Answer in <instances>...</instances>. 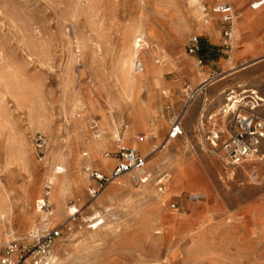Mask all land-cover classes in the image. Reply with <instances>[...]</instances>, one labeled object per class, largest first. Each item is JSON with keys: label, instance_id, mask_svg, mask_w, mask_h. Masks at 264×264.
Segmentation results:
<instances>
[{"label": "rangeland", "instance_id": "374dc122", "mask_svg": "<svg viewBox=\"0 0 264 264\" xmlns=\"http://www.w3.org/2000/svg\"><path fill=\"white\" fill-rule=\"evenodd\" d=\"M225 2L233 6L236 28L233 0H0V263L8 234L27 242L38 223L36 201L56 160L85 181L59 209L50 200L53 226L72 228L54 246L56 264H264V141L250 161L231 168L209 152L212 135L234 116L221 109L228 90L216 104L205 102V92L187 99L193 70L206 60L199 63L205 32L220 34L219 48L231 50L223 45V15L216 8ZM132 29L150 47L144 44L137 60L157 62L165 83L151 101L148 84L128 99L116 87V63ZM194 37L200 50L191 54ZM212 74L214 82L221 78ZM136 111L147 124L135 127V139H125L134 124L128 116ZM256 111L264 119V106ZM175 121L183 133L172 139ZM97 135L109 141L101 157L114 159L106 171L94 162L76 163ZM134 143L152 151L145 165L150 181L123 176L93 197L97 182L90 172L109 174L119 146ZM196 193L204 199L194 200ZM72 202L80 210L74 221ZM106 208L99 228L87 229L95 211Z\"/></svg>", "mask_w": 264, "mask_h": 264}, {"label": "built area", "instance_id": "2783aa9c", "mask_svg": "<svg viewBox=\"0 0 264 264\" xmlns=\"http://www.w3.org/2000/svg\"><path fill=\"white\" fill-rule=\"evenodd\" d=\"M263 5L264 0H259L251 6L253 9H257ZM216 8L217 11L223 15V45L227 49H231L232 42L235 39V15L233 6L229 2H225L218 4ZM199 50V40L194 37L190 41L189 52L191 54H196ZM202 62V59H199V63ZM142 67L143 64L141 61L137 60L135 64L136 70L140 71ZM215 77V75L211 74V76L198 88L188 93L187 99L189 101L194 100L198 93H204L206 86L211 83ZM231 94V103L235 101L244 102L243 98L241 99L239 96H235L234 93ZM251 100L252 102L246 101L248 111H246L245 114L240 112L241 108H244L243 106L229 114L234 115L232 116L229 127L225 128L226 130L214 133L210 140L209 152L212 155L222 156V160L226 165L234 169L250 161L251 159H249V157L259 152L261 144L264 141V119L260 117L256 111L258 108L257 105H259L258 101L254 99ZM241 105L244 104L241 103ZM182 133L183 131L180 123L175 121L169 133L170 138L174 139ZM223 133L226 134L224 137H222ZM115 154L116 164L109 174H102L95 170L90 172V176L97 182V187L90 190V194L93 197H96L109 183L125 175L129 176L136 184H144L149 180V176L145 169L147 158L142 155L138 149L132 146H119ZM87 171H90V169H87ZM52 188L53 182L47 180L43 186L40 198L36 201L38 212L46 216H51L53 214V208L50 202ZM193 197L194 200H202L205 196L201 193H196ZM71 204L72 206L69 208V218L71 221H74L80 210L75 202ZM171 208L178 209V206L173 203ZM65 229L66 230H64L63 224L51 228L41 226L34 227L27 234V242H21V239L15 237L13 233H9L8 236L10 239L0 264H49L53 246L56 244L57 240L63 238L66 231H71L72 228L66 225Z\"/></svg>", "mask_w": 264, "mask_h": 264}, {"label": "crops", "instance_id": "0c3cea01", "mask_svg": "<svg viewBox=\"0 0 264 264\" xmlns=\"http://www.w3.org/2000/svg\"><path fill=\"white\" fill-rule=\"evenodd\" d=\"M233 1L237 2L235 9L238 16L236 36L231 50L219 48L222 45L220 34L205 32L202 46L204 55L201 59L203 61L205 57L206 60L200 70H193L194 89L206 81L213 71L221 74V78L212 81L210 87L206 86L205 102L208 99L215 104L221 102L223 94L228 90L227 95L232 96L231 91L234 92L235 96L243 98L245 105H247L246 101L252 102L251 99H254L258 101V107L264 106L262 101L264 99V5L253 9L251 5L259 0ZM224 52L229 55H224ZM227 95L225 105L229 101ZM241 103L242 101H239L237 104L238 109L242 106ZM221 109L225 113V108ZM213 117L210 115L207 120H213Z\"/></svg>", "mask_w": 264, "mask_h": 264}, {"label": "bare ground", "instance_id": "6f19581e", "mask_svg": "<svg viewBox=\"0 0 264 264\" xmlns=\"http://www.w3.org/2000/svg\"><path fill=\"white\" fill-rule=\"evenodd\" d=\"M143 36H144L143 33L139 29H134V30L132 29L124 36V42L122 44L123 48L121 50V55H120V57L116 63L115 73H116L117 78L115 76L114 77L119 81L118 82L119 85H116V87H118L119 92L126 99L132 97L133 93L136 94V97L138 94H141V93H139V88H138L139 84H145V85L148 84L147 96H148V99L151 101V97L153 94H156V97H157V95L159 93H161L162 86L165 83H162V81H160V78H159L160 72H159V69L156 65L157 62L147 61V63H145L143 65L142 70H140V71H137L135 68V60L140 58L139 55L142 52V50L144 49V44L146 45L147 48H150L148 42L143 41V43H144L143 45L140 43L143 40L142 39ZM234 36H236V28L235 27H234ZM137 73H139V74H137ZM141 88H143V87H140V90H141ZM231 93H234V92H231ZM228 95H230V94H228ZM229 97L230 98H228V100H230V101H228L227 104L224 106V108H226V109H224L225 114H229L230 112L231 113L235 112L238 109L237 104H239V101H235L234 103H231V100H232L231 97L232 96H229ZM262 101H264V99ZM141 106H143V103ZM128 117H129V120H132L134 124H131V127L127 126V129L125 132V139H135V137H134L135 127L144 126L143 124L145 123V115H143L142 112L138 113L136 111V112H131V114ZM145 124H147V123H145ZM103 125L106 126L107 125L106 122H104ZM112 131H114L113 135L116 134V136H118L117 135L118 131H116L115 127L112 128ZM118 141L119 142L122 141L120 137L116 142H118ZM168 143H169V141H168ZM108 144H109V141L105 135L91 136L89 138L88 142L86 143L88 148L86 149V151L84 153L78 155V157L76 158V163L81 164L82 162H87V163L94 162L97 164V167L100 170H104V171L108 170L111 167L112 163L114 162V159L101 157V150L104 147H106ZM134 146H135V148L139 149L142 152V154L146 157L148 155H150L152 152V151L147 150V148L145 146L139 147L135 143H134ZM49 168H50V171L48 172V174L50 175V176H48L50 178L49 180L51 182H53V185H55V186H53L55 189L52 191L53 193H52L50 200L54 201V203H56L57 208L59 209V207L63 204L65 197L72 191V187L75 186L77 190H80L81 187L83 188L85 181H84L83 175L81 177L80 176L75 177V178L71 177V175L67 173L66 168L59 165L56 160L54 162H52V165ZM147 174L149 176V180L146 183H148L150 181V177L152 176L151 173L147 172ZM125 176H127V175H125ZM146 183H144V184H146ZM147 190H149V189H147ZM34 194H35V192H34ZM108 210L109 209L106 208V210L103 213H101L99 211H95L94 215L96 217L98 216L99 218L98 217L97 218L91 217L93 223L91 226H87V229L92 227V228H94L93 230L95 231L97 228H99L98 226H100L103 222L101 220L102 216H103L102 214L108 212ZM54 212L55 211L53 210V217L52 216H46L45 214L38 212L39 221L37 224H35L34 227L41 226V227L48 228V227L53 226V223H56V221H57L55 218ZM56 215H57V218L61 217V216H59V213ZM35 216H36L35 213L28 215L27 216L28 222L32 223L33 221H35ZM90 216H91V214H90ZM51 217L53 219H51ZM79 232H81V231H79ZM79 234H81V233H79ZM54 246H53V252H52L49 264L51 263V261L56 264L58 259H59V256H54L55 255ZM56 247H57V245L55 246V249H56ZM66 248L67 247L64 248L65 251L67 250Z\"/></svg>", "mask_w": 264, "mask_h": 264}]
</instances>
